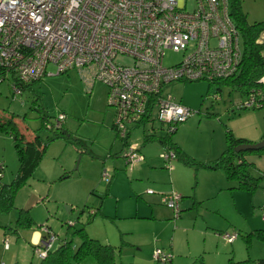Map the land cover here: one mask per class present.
I'll return each mask as SVG.
<instances>
[{"label":"built area","instance_id":"built-area-1","mask_svg":"<svg viewBox=\"0 0 264 264\" xmlns=\"http://www.w3.org/2000/svg\"><path fill=\"white\" fill-rule=\"evenodd\" d=\"M228 7V0H0V81L9 80L15 99L21 84L75 70L87 89L96 82L105 85L120 140L144 119L146 123L156 119L170 135L195 111L165 94V85L211 83L237 72L241 38ZM167 51L180 54V59L166 65ZM49 65L55 70H48ZM257 83L260 86L250 89L237 109L264 107V76ZM65 119L60 112L46 128L59 129ZM123 150L129 166L144 159L135 144L128 142ZM159 157L165 168L173 169L177 157L173 149H165ZM3 170L0 161V179ZM102 178L109 180L106 170ZM181 198L175 191L161 194V202L175 219ZM95 213L89 210L90 215ZM40 231L32 252L42 260L57 235L47 225ZM237 236L236 232L222 234L228 242ZM3 244L9 246L7 236ZM153 257L165 264L172 254L156 248Z\"/></svg>","mask_w":264,"mask_h":264},{"label":"rangeland","instance_id":"rangeland-1","mask_svg":"<svg viewBox=\"0 0 264 264\" xmlns=\"http://www.w3.org/2000/svg\"><path fill=\"white\" fill-rule=\"evenodd\" d=\"M242 7L247 18L251 20V12L264 7V0H242ZM179 59L180 54L167 51L164 63L171 65ZM48 70L55 69L49 65ZM163 92L170 94L191 110L197 111L170 134V139L183 153L199 163H205V160L216 153L222 143L223 134L225 136V126L230 130L233 128L234 131H240L246 127L264 124V107L236 109V104L245 100L246 95L228 85L203 80L178 81L165 85ZM214 94H217V99L213 98ZM60 112L66 116L63 126L65 135L54 137L55 132L61 130L47 129L43 125L42 117L46 116L47 121H52ZM113 113L114 110L106 102L105 85L96 82L91 89H87L75 70L46 74L26 87L15 99L12 98L9 80L0 81V117L2 119L12 117L28 140L35 135H39L43 142L53 138L48 141L43 157L32 176L17 191L14 208L8 212H0V262L28 264L39 260L33 255L27 236L23 235L28 228L16 226L20 209L27 210L32 221L31 228L40 230V226L47 225L52 233L57 235L52 250L65 241H70L73 247H77L80 237L76 230L80 228L84 229L88 237L101 243L107 242L105 239H110L109 243L115 250L116 264L141 263L142 260L138 259L140 257L146 259L150 251L157 247V244L153 243L157 237L152 232L155 226L157 233L161 232L160 221L154 223L135 219L139 224L141 239L145 240V243H153L139 247L127 244L128 240L125 239L128 238L121 233L122 225L127 226L128 223L135 221L130 218H115L118 197L121 215L131 211L135 213V209H138L139 215H148L150 210H147L146 206L150 195H147V190L151 189L152 195L160 194L162 191L155 188L137 191L129 185L131 180L129 172L132 168L125 165L122 142L117 139L111 127ZM149 135L164 137L168 134L165 127L155 119L145 125L134 127L128 142L141 149L152 145L155 157L162 162L159 154L165 148L155 140L145 142V137ZM0 161L4 165L1 183H9L18 170V157L11 136L2 131ZM115 162L119 163V167L114 164ZM176 162L173 161L172 165L175 166ZM113 165L117 167L119 175L112 191L106 194L108 183L102 178L101 172L105 169L113 174L111 171ZM190 172L192 174L190 183L194 186L196 182L194 169L191 168ZM166 182L169 188L164 192L175 191L170 176H167ZM96 208L102 209L101 214L90 216L89 210ZM255 208L259 210L258 207ZM3 231L9 236L8 247L1 242ZM171 233L170 228L165 229L160 239L171 242ZM238 239L244 247L242 239L240 237ZM176 242L183 244L185 236L179 234ZM254 242L256 244L257 241ZM258 244L264 246L260 241ZM84 264L94 263L87 261Z\"/></svg>","mask_w":264,"mask_h":264},{"label":"crops","instance_id":"crops-1","mask_svg":"<svg viewBox=\"0 0 264 264\" xmlns=\"http://www.w3.org/2000/svg\"><path fill=\"white\" fill-rule=\"evenodd\" d=\"M254 10L251 12V20L247 18L248 21L264 20V7ZM257 41L264 46V31L259 34ZM261 54L264 55V48H262ZM231 131L236 137L244 138L250 142H259L262 136H264V124H258L256 127H246L240 129V131H234L232 128ZM158 143L162 146L160 142ZM175 146L180 151V154H183L180 148L177 145ZM225 146V136L223 134L220 147H218L213 157L205 160V163L216 159L224 151ZM138 149L143 154L144 159L133 166L125 163V165L132 168L129 172L131 176L129 185L137 191L155 188V190L162 192L155 195L147 194L150 195L149 203L146 206L147 210H150L148 215H139L138 209H135V213L131 211V213L121 215L119 213L120 197H118L119 199L116 200L115 218H130L135 221V223H128L127 226H121V233H124L128 238L125 239L128 240L127 244L131 246L138 245L139 247L153 243L157 244L156 248L160 247L172 254L171 260L165 264H198L197 260L200 258L202 264H228L229 260L235 264H256L257 259L264 258V246L258 244V241L261 243H264V241L252 238L249 245H247L243 238L249 232L264 230V154L258 155L252 153L244 157L250 164L252 174L255 177L261 176L259 186L254 191H246L239 189L236 182L228 180L224 171L220 168H206L201 165L189 166L180 160L179 157H176L174 160L177 161L175 166H173V169L168 170L162 164L163 161L161 162L158 157H155L152 145H148L143 149L138 147ZM114 164H117L119 167L118 162ZM115 165L111 169L113 174L108 172L110 178L106 181L108 183L106 194L110 193L113 186L117 183L119 172ZM191 168L194 169L196 178L194 186L190 183ZM167 176H170L173 182V189L182 196L180 214L176 219L173 216V211L161 202V194L165 193L164 191L169 188L166 182ZM161 204L164 206H161ZM101 208H96L94 215L101 214ZM94 215L90 216L93 217ZM135 219L148 222L154 221V223L157 220L160 221L159 225L162 226L161 232L157 233V226H155L152 232L157 237V240L154 239L153 243H145V240H142L139 236V224ZM167 228H170L172 232L171 242L160 239V235L163 236ZM179 232L185 236L183 244L176 242L177 236L181 234ZM224 232H236L238 236L233 242H228L222 237ZM7 234L6 231L2 232L1 242H3L5 236L9 238ZM23 235L27 236L32 251V245L42 236V232L39 229L29 227ZM239 237L242 239L244 247L241 245ZM105 241L107 242L104 244H111L109 243L111 242L110 239H105ZM254 241H257L256 244H254ZM139 247L138 250H140ZM156 248L150 251L146 259L140 257L138 260H142L146 264H153L154 262L162 264L153 257V252ZM142 261L137 264H143ZM30 263L33 262H29L28 264Z\"/></svg>","mask_w":264,"mask_h":264},{"label":"trees","instance_id":"trees-1","mask_svg":"<svg viewBox=\"0 0 264 264\" xmlns=\"http://www.w3.org/2000/svg\"><path fill=\"white\" fill-rule=\"evenodd\" d=\"M228 6L229 17L233 21L241 38V60L237 72L233 76L211 83L228 85L241 90L247 95L250 89L260 86V84L257 83L258 79L261 76H264V55L261 54L264 46L257 41L259 34L264 31V20L249 22L242 7V0H228ZM34 82L35 81L28 84H21V93L26 87H29ZM217 89L219 91L220 87ZM42 120L45 127L47 123L51 122L47 121L48 119H46V116H43ZM145 124L146 119L141 121V125ZM63 126L59 129H51V131L61 130V132H55L54 137L65 135ZM0 131L11 136L18 157V170L15 177L9 183H1L4 176L3 170V176L0 179V212H8L14 208V198L17 191L22 188L32 176L43 157L48 141L53 138L46 142H43L39 135H35L31 140L26 139L12 117L7 119H2L0 117ZM129 135L125 140H120L117 135L116 137L122 142V145L125 146L128 143ZM262 138H264V136H262ZM153 140L160 142L165 149H173L176 152L177 158L179 157L180 160L189 166L201 165L206 168L222 169L226 178L230 181L236 182L239 189L254 191L259 186L261 176L255 177L252 174L250 164L244 159V157L247 154L252 153L258 155L264 154V146L255 150L236 151L235 148L238 145L250 143V141L236 137L226 126V146L224 151L216 159L206 163L196 162L184 153L180 154L178 148L171 142L170 135L164 137L149 135L145 137V141ZM16 226L26 228L32 226V221L27 210L20 209L18 211ZM76 233L80 237V243L77 247H73L70 241H65L60 243L57 249L51 250L45 259L30 264H84L87 261L94 264H116L114 246L101 243L97 239L88 237L83 228L77 229ZM243 238L247 245H249L252 238L264 241V230L249 232L244 235ZM197 261L198 264H202L201 258ZM255 263L264 264V258L257 259ZM228 264L235 263L229 260Z\"/></svg>","mask_w":264,"mask_h":264},{"label":"water","instance_id":"water-1","mask_svg":"<svg viewBox=\"0 0 264 264\" xmlns=\"http://www.w3.org/2000/svg\"><path fill=\"white\" fill-rule=\"evenodd\" d=\"M264 146V138H262L259 142H250L238 145L235 150L236 151H247V150H255ZM59 246H57L58 248ZM56 248V249H57Z\"/></svg>","mask_w":264,"mask_h":264}]
</instances>
